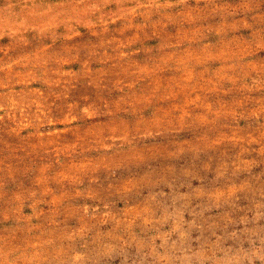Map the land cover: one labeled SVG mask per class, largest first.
<instances>
[{
    "label": "rangeland",
    "instance_id": "obj_1",
    "mask_svg": "<svg viewBox=\"0 0 264 264\" xmlns=\"http://www.w3.org/2000/svg\"><path fill=\"white\" fill-rule=\"evenodd\" d=\"M0 264H264V0H0Z\"/></svg>",
    "mask_w": 264,
    "mask_h": 264
}]
</instances>
